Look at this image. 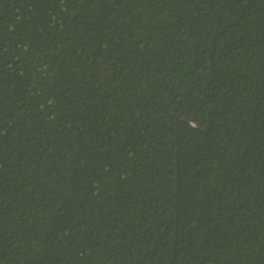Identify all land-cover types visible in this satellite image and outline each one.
Returning <instances> with one entry per match:
<instances>
[{
	"label": "trees",
	"instance_id": "1",
	"mask_svg": "<svg viewBox=\"0 0 264 264\" xmlns=\"http://www.w3.org/2000/svg\"><path fill=\"white\" fill-rule=\"evenodd\" d=\"M0 264H264V0H0Z\"/></svg>",
	"mask_w": 264,
	"mask_h": 264
},
{
	"label": "water",
	"instance_id": "2",
	"mask_svg": "<svg viewBox=\"0 0 264 264\" xmlns=\"http://www.w3.org/2000/svg\"><path fill=\"white\" fill-rule=\"evenodd\" d=\"M211 31L213 33V27H212V24H211ZM212 49H213V38H212V43H211V47H210V53L212 52ZM208 69H209V63H208ZM207 86V81H206V85ZM208 129H209V126H207L203 131L202 133H207L208 132Z\"/></svg>",
	"mask_w": 264,
	"mask_h": 264
}]
</instances>
